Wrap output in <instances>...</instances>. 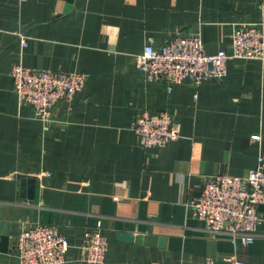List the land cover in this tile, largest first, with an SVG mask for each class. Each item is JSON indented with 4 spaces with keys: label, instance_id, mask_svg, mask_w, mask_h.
<instances>
[{
    "label": "crops",
    "instance_id": "crops-1",
    "mask_svg": "<svg viewBox=\"0 0 264 264\" xmlns=\"http://www.w3.org/2000/svg\"><path fill=\"white\" fill-rule=\"evenodd\" d=\"M260 22L264 0H0V264H19L17 237L38 223L69 241L63 264H88L86 231L107 240L104 264H264V224L236 245L190 207L207 177L244 176L264 154V63L231 60L223 81L169 91L138 58L177 33L200 34L215 54ZM16 63L87 82L44 123L19 104ZM161 112L182 136L146 149L133 124Z\"/></svg>",
    "mask_w": 264,
    "mask_h": 264
},
{
    "label": "built area",
    "instance_id": "built-area-1",
    "mask_svg": "<svg viewBox=\"0 0 264 264\" xmlns=\"http://www.w3.org/2000/svg\"><path fill=\"white\" fill-rule=\"evenodd\" d=\"M26 46V42H23ZM139 58V73L151 83H162L171 91L176 85L190 83L196 87L208 81H223L231 60L264 63V22L238 26L233 30L228 50L209 54L198 33H177L159 48L147 44ZM10 75L21 106H28L34 118L51 122L56 106L71 101L86 85L80 72L39 70L21 63L12 65ZM140 145L146 149L164 148L181 138V127L165 112L144 113L133 124ZM260 134L252 141L260 142ZM264 154L244 176L218 174L207 177L190 207L205 222L206 230L224 235L238 245L255 241L264 217ZM82 249L88 264H104L108 243L100 231H86ZM70 249L69 241L57 227L47 224L23 226L17 237L15 256L19 264H63ZM205 264H218L208 259ZM229 264H243L232 260Z\"/></svg>",
    "mask_w": 264,
    "mask_h": 264
}]
</instances>
